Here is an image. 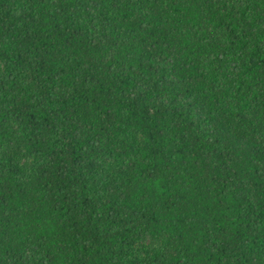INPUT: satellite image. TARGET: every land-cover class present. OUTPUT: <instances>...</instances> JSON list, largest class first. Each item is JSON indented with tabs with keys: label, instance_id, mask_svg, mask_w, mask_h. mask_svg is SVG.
Segmentation results:
<instances>
[{
	"label": "trees",
	"instance_id": "1",
	"mask_svg": "<svg viewBox=\"0 0 264 264\" xmlns=\"http://www.w3.org/2000/svg\"><path fill=\"white\" fill-rule=\"evenodd\" d=\"M0 64V264H264V0H0Z\"/></svg>",
	"mask_w": 264,
	"mask_h": 264
},
{
	"label": "rangeland",
	"instance_id": "2",
	"mask_svg": "<svg viewBox=\"0 0 264 264\" xmlns=\"http://www.w3.org/2000/svg\"><path fill=\"white\" fill-rule=\"evenodd\" d=\"M1 72H3V67L0 64V73ZM149 246L152 248H155L158 246V244L153 239H146V240L142 241V243L139 245V249L142 250L144 247H149Z\"/></svg>",
	"mask_w": 264,
	"mask_h": 264
}]
</instances>
